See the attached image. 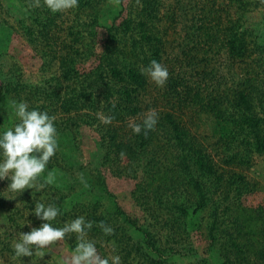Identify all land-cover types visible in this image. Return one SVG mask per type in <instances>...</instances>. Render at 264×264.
Segmentation results:
<instances>
[{"label": "trees", "instance_id": "1", "mask_svg": "<svg viewBox=\"0 0 264 264\" xmlns=\"http://www.w3.org/2000/svg\"><path fill=\"white\" fill-rule=\"evenodd\" d=\"M17 1L21 4L26 2ZM89 1L79 0L76 13L86 7L95 12L105 9L103 15L107 14L108 18L117 13L107 20L96 12L89 23L78 24L73 22L74 19L69 21L64 15L59 22L57 18L48 19L43 14L42 6L34 9L36 19L33 27L26 28V39L35 50L40 49L42 80L23 86L9 79L1 90L0 105L6 103L12 113V101L16 100L26 101L30 109L38 108L57 117L55 125L60 147L44 173L46 176L49 170L53 171L55 182L43 190L47 197L41 198L45 203L57 201L60 207L61 214L52 222L53 226L63 227L65 222L83 215L93 222L89 236L103 232L99 226L101 222L110 226L115 224L116 219L103 214L105 209L101 211L97 208L101 205L100 201L91 204L83 202L85 193L99 186L104 198L108 199L109 204L113 203L117 217L129 225L135 235L121 259L128 263V258L133 255V258L136 256L143 263L168 264L170 255L167 249L161 247V236L155 228L157 224L147 218L143 224L126 218L115 197L107 191V183L100 171L102 166H121L127 174L137 176L141 171L143 179L145 174L150 176L160 165L155 156L157 153L153 150V143L160 132L167 140L173 141L172 146L177 151L175 182L181 175L191 174L193 167L211 180L209 187L202 180L192 177L190 186L197 189V194L191 200L176 196L167 202L169 214L164 221V228L172 233L165 238V243L171 246L178 241L176 234H173L178 229H183V232L186 229L203 231L199 216L208 211L210 217L205 227L206 258L203 264H213L217 254L221 255V264L250 263L248 254L254 250H259L254 255L263 263L264 248H252L254 244L247 238L241 237L243 242L229 231V227L235 228L236 221L228 225L229 212L235 206L230 201V195L235 194L239 200L248 193L249 187L236 167L250 165L252 154L264 157V31H253L242 18L246 16L250 4L246 0H229L224 8H219L216 3L211 6L204 4L199 17L182 21L186 35L184 41L191 45H187V50L183 51L187 64L191 63L188 66L192 65L190 74L168 68L170 75L165 86L159 87L158 96L148 105L143 93L150 79L142 74L141 69L153 59L164 65L163 59L167 55L165 44L168 42L164 43L163 33L167 34L170 24L176 21L177 10L183 13L184 9H179L182 0H175L176 8L166 7L161 0H130L129 9L134 12V15L130 13L133 18L127 16L119 22L118 11L111 13L108 10L111 2ZM116 1L122 12L127 10L125 0ZM220 12L225 13L226 18L221 17ZM75 16L79 21V16ZM104 20H107L104 23L106 25L102 24ZM164 22L168 23V27L161 29L160 25ZM67 24L70 25L63 29V25ZM85 26L96 33L97 26L105 27L109 36H113L116 31L126 36L127 41H123L120 46L113 42L115 37L108 39L104 51L97 58V65L80 74L75 68L77 59L71 53V45L79 43L78 35H82ZM70 39L74 42L66 45ZM60 43L63 44V50L58 52ZM202 47L213 55L223 53L225 60L234 66L243 67L246 73L239 81L229 80L226 72L217 76L211 62L213 55L209 56L210 53L205 52L201 57ZM160 106L155 129L147 135L143 132L134 134L129 120L135 118L140 123L146 110H158ZM99 113L111 115L112 122L104 124ZM204 119L215 124V127L211 130V136L204 134L199 137L191 129L197 121L201 124L196 128L206 126ZM82 126L96 134L95 148L99 152L96 156L98 161L93 160V165L84 164L75 156L78 150L76 140ZM200 140L208 141L211 150ZM64 144L67 145L62 146ZM64 147L69 149L61 151L60 148ZM215 157L220 161L216 162ZM53 194L57 196L51 198ZM36 195L38 197L42 193L37 192ZM35 200V197L25 200L19 208L17 205H8L4 194H0V214L5 213L6 216L2 225L10 231L22 230V224L28 219L25 217L32 212ZM21 220L24 222L21 223ZM41 223L37 222L36 227ZM188 223L190 227L185 228ZM70 236L67 248L72 252L76 240L75 234Z\"/></svg>", "mask_w": 264, "mask_h": 264}, {"label": "rangeland", "instance_id": "2", "mask_svg": "<svg viewBox=\"0 0 264 264\" xmlns=\"http://www.w3.org/2000/svg\"><path fill=\"white\" fill-rule=\"evenodd\" d=\"M91 1H89V3H91ZM129 1L130 0L124 1L127 10L122 12L116 0H107V3L111 2V8H108V10H110L111 13L112 11H118V22L127 16L133 18L132 14L134 15V12L129 9ZM161 1L166 7L173 6L176 8L174 4L175 0ZM228 1L229 0H182L179 9L182 10L183 8V13L177 10L176 21L170 24L167 34L163 33L164 43L168 42L167 45L165 44L167 55L163 59L164 65L167 66V68H174L176 72L185 71L187 74H190L192 65L188 66L191 63L187 64V60H185L183 55V51L187 50L186 46L188 43L184 41L186 35L184 32V23L182 21L194 20L199 17L201 15V8L204 4L211 6L216 3L219 5V8H224ZM246 1H248L250 5L246 16L242 18L248 22V26L253 31L262 29L261 32H263L264 0ZM41 6L44 8L43 14L48 19L57 18L59 22L61 20L60 18H62L61 16L64 15L68 17L69 21L74 19L73 22H77L78 24H80V22L83 24H85L84 22L89 23L93 18V14L96 12L99 13L101 17L105 12V9L102 8L100 9L101 11L99 10L98 12L96 10L95 12L90 7H86L85 9H81L78 13H76L77 8L64 12L52 13L47 7L43 6V4H41ZM34 9L35 8L31 6L30 0L24 1V4L18 3L17 0H0V100L1 90L4 89V85L9 79H11L10 81L13 83H19L23 86H30L42 80L43 72L41 69L42 60L40 49L37 47L39 51L35 50L33 44L26 39V28L33 27V21L36 19L34 17ZM131 12L132 14H130ZM220 13L221 17L226 18L225 13ZM43 14L41 15L42 17H44ZM76 14L79 16V21L75 16ZM114 15H110L108 18V15L104 14L103 18L110 20ZM107 20H104L102 24L106 25L104 23H106ZM166 23L167 22H164L160 25L161 29H163V27H168V23ZM68 25L70 24L63 25V29ZM95 29H97V33L89 26H85L81 31L82 35H78L80 38L79 43L75 42V44L71 45L69 43L74 42L71 39V41L69 40L70 42H66V45H71V53L76 56L77 63L75 68L80 74L89 71L97 65V58L104 51L108 39L110 40L111 37H115L116 40L113 42L120 46H122L123 41H127L126 36L119 32L114 31L113 36H109L105 31V27L100 28L97 26ZM194 40L197 41V38L195 37ZM188 46L190 47L191 45L189 44ZM57 50L58 52L63 50L62 43L58 45ZM205 52L209 51L207 48L202 47L200 51L201 57ZM209 53V56L213 55L212 52ZM222 54L213 55V57H211L215 74L218 76L220 73L226 72L229 80L239 81L246 73L245 69L236 65L234 66L232 63L225 60L226 58ZM57 67L56 63L55 68L57 69ZM53 70L55 71V69ZM214 81L215 79L211 82ZM145 89L143 98L148 105H151V100L158 96L157 92H159V87L150 80V83ZM7 106L6 103L0 105V132L12 127L17 119L15 114L12 113ZM161 107L162 106L157 110L158 112L161 111ZM146 112L147 110L145 113ZM185 119V123H187V118ZM133 120L137 122V119L132 118L129 120L128 124ZM203 121L206 126L201 125V127L196 128L197 125L201 124L197 121L196 126H193L191 130L199 135V137H202L204 134L206 136H211V130L215 127V124H211V122L205 119ZM84 128V126L80 128L81 133L76 140L78 150L75 156L81 162L88 165L92 164L93 160L98 161L96 156L99 151L95 148L94 138L96 134L92 130L87 129V127ZM163 135L164 134L158 132L156 140L153 143V150L157 153L155 156L159 159L160 165L155 171L150 173V176L149 174H145V179H143L144 174L141 171L136 174L137 176H133L132 174H127L121 166L112 168L102 166L100 171L107 183V191L115 197L118 207L124 211L126 218L137 221L140 224L145 223V219L147 218L149 221L157 224L155 228L158 235L161 236V247L167 249L170 255L168 264H203V260L206 258V256H204L206 246L205 238L207 237V229L205 227L210 217L208 211L199 216V224L204 228L202 229L203 231L186 229V231L183 232V229H178L173 232V234H176V240L178 241L173 242L174 244L171 246L165 243L167 242L165 238L171 234L172 231H169L168 228H164V221L169 214L166 209V207L169 206L167 203L168 201L171 202L176 196L181 198L187 197L188 200H191V198L197 194V189L190 186L192 177L193 179L198 178L202 180V182L206 183L207 186L209 185V187H211L209 184L211 180L207 179L203 173L201 174V170L193 167L191 174L181 175L178 182H175L174 162H176L177 151L174 149V146H172L173 141L167 140ZM202 144L207 149L211 150L208 141L203 140ZM66 145L67 144H64L62 146ZM60 149L61 151H66L69 147L67 149L66 147ZM251 156L250 165L236 167V171L243 174L249 187L247 188L248 193L239 200L236 199L235 194L230 195V201L233 202L235 206H233L232 212H229L228 225H230L233 220L236 221L235 228L229 227V231L234 233L235 236H239L240 240L241 237L243 239L247 238L249 242L254 244L252 248H264V157L258 154H252ZM214 159L216 162L220 161L217 157ZM148 178H153V180L150 181ZM8 184L9 181L7 179L0 181V194H4V198L7 200L6 203L8 205H17L21 208L25 200L35 197L32 196L33 189H26L23 193L19 194L11 191L7 187ZM3 189H5V191ZM38 193H42L41 198L47 197V195L43 194V191ZM54 196L57 195L53 194L51 198H54ZM38 197L36 195L35 199ZM215 198H217V196H215ZM97 200L101 202V205L97 208L101 211L105 209L103 210L105 216L116 219V223L111 226L114 228V233L112 235H105L103 232H97L95 235L90 234L88 238L96 242L97 249L102 256L118 254L121 257L125 249L129 248V241L131 242V239L135 238L134 232L129 225L123 223V220L117 217L113 203L109 204L108 199L104 198V192L100 190L99 186H95L90 192H86L83 202L91 204ZM28 214L25 218H27ZM154 216H156V218ZM4 217H6L5 213L0 214V264H22L20 260H14L12 258L14 244L19 240V233L30 231V227L28 225L23 226L24 224H22V230H7V228H5L6 226L2 225V223L4 224ZM27 220L31 221L32 227H36V223L41 222L32 212ZM22 222L24 221L21 220V223ZM186 227H190L189 223L185 228ZM256 244L258 246H255ZM67 246L68 239L54 242L45 250L46 254L43 258L39 255L34 257H23V264H60L61 260L66 262L71 254ZM255 251L258 252L259 250H254L248 254L251 262L246 264H264V261L263 263L260 262L257 256L254 255ZM138 259L139 258L136 256L133 258L132 255L130 259L128 258V263L124 262L125 260L122 258L121 264H148ZM220 261L221 255L217 254L213 264H221Z\"/></svg>", "mask_w": 264, "mask_h": 264}, {"label": "clouds", "instance_id": "3", "mask_svg": "<svg viewBox=\"0 0 264 264\" xmlns=\"http://www.w3.org/2000/svg\"><path fill=\"white\" fill-rule=\"evenodd\" d=\"M41 4L52 13H57L77 8L79 0H31L34 8ZM141 72L161 88L165 86L170 75L168 68L155 59L144 66ZM12 106L17 122L0 132V181L7 179V187L19 194L26 189H33L32 196L36 197L37 192H42L55 182L53 171L49 170L46 176L44 173L60 147L55 125L57 117L38 108L30 109L26 101L13 100ZM99 117L104 124H110L113 120L111 115L103 113H99ZM158 121L159 113L152 108L144 114L142 122L133 120L129 126L134 134L143 132L147 135L155 129ZM81 180L83 181V176ZM31 211L42 223L38 227H32L31 221L25 220L23 226L28 225L30 231L19 233V240L14 244V260H20L23 264V257L39 255L43 258L45 250L54 242L70 239V234H75V248L70 258L66 262L61 260L60 264H121L118 254L102 256L99 253L96 242L88 238L93 222L83 215L65 222L63 227H55L52 222L61 214L60 207L57 201L43 202L41 195L36 198ZM99 226L105 235L114 233V228L104 222Z\"/></svg>", "mask_w": 264, "mask_h": 264}]
</instances>
